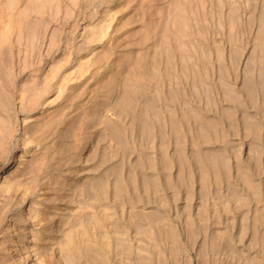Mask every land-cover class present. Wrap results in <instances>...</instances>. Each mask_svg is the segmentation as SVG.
Wrapping results in <instances>:
<instances>
[{"label": "rangeland", "instance_id": "374dc122", "mask_svg": "<svg viewBox=\"0 0 264 264\" xmlns=\"http://www.w3.org/2000/svg\"><path fill=\"white\" fill-rule=\"evenodd\" d=\"M65 4L0 0V264H264V0Z\"/></svg>", "mask_w": 264, "mask_h": 264}, {"label": "bare ground", "instance_id": "6f19581e", "mask_svg": "<svg viewBox=\"0 0 264 264\" xmlns=\"http://www.w3.org/2000/svg\"><path fill=\"white\" fill-rule=\"evenodd\" d=\"M42 1H43V3H41V6L37 8L35 6V4H34V1L33 0H30V5L27 6L28 7L27 10H26L27 12L25 13V16H24L23 20L21 19V22L19 20H17L16 18H13L12 17L13 14H14L13 13V10H15V9H12L11 10L12 7H10L9 8L10 9L9 13L7 12L9 14V19L7 20V18H6V20H5V21H8L9 25H8L7 22H6L7 23L6 25H8V27L11 28V29L12 28L19 27L21 25H23V26L25 25V27L26 26L28 27V28L26 27L27 29L30 28L31 29V32H33L34 31V28L36 29L38 27H43V26L48 25L53 20V18H52V20H50L51 19L50 17H52L51 15L54 12V9L57 8V7L58 8H62V5L66 3V0H42ZM14 4H16V3H13V5ZM62 12L63 13L66 12L65 6H64ZM5 14H3V16ZM8 14H6V15H8ZM66 16H68V14ZM63 17L65 18V13L62 16V18ZM0 19H1V16H0ZM3 21H4V18H3L2 22ZM1 60H0L2 62L0 64V66H2L1 67V69H2V73L1 74H3V76H4V74H8L9 75L10 74V70H11L10 67H11V65L13 63V60L9 56L3 57V59H1ZM0 76H2V75H0ZM4 86H7V85H4ZM3 90H6V89H3ZM9 133H10V130L7 129V127L6 128L5 127L0 128V146L1 147L4 146V144L6 142V139L8 140L7 136H8ZM25 153H23V155H19V156L13 155L14 167H11L8 170L5 169L7 166L5 167V165L0 164V192L1 193H2V191L3 192H9V191H12V190H15L16 189L15 186L19 182L17 180L16 181L7 180V176H9V173H10L11 170H14V169H17V168L20 167V164L22 163V161L25 160L24 157H23ZM3 195H6V194H3ZM10 203H11V199L10 198L8 200L7 199L6 200H2L1 203H0V226H1L2 220L4 218L3 216H4L5 210L12 211L11 208H10ZM42 218H40L39 220L41 221ZM48 220L49 219H47V218H45L43 220V224L41 225V226H43V229L45 228V225L48 224ZM49 223H50V221H49ZM45 230H46V228H45ZM30 232L32 233V237L33 236L36 237L35 235L37 234V232H33V231H30ZM73 235H74V233L73 234L66 235L65 236V241L62 242L63 244L59 243L60 245H62V247H61L62 250L65 249L66 251H68L72 247H74L73 245L76 244V243L74 244V242L76 241V237L73 236ZM40 236L41 235H39V240H41V237ZM74 238H75V241H74Z\"/></svg>", "mask_w": 264, "mask_h": 264}]
</instances>
